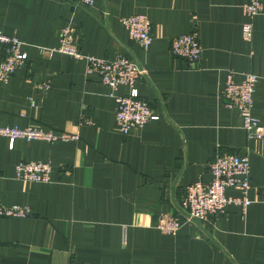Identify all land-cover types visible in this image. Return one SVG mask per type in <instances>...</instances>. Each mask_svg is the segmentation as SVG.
Listing matches in <instances>:
<instances>
[{"label":"crops","instance_id":"1","mask_svg":"<svg viewBox=\"0 0 264 264\" xmlns=\"http://www.w3.org/2000/svg\"><path fill=\"white\" fill-rule=\"evenodd\" d=\"M77 2L0 0V31L27 56L0 83V127L79 136L12 146L0 137V205L30 213L0 218V264H264V141L247 138L221 97L229 72L237 82L254 74L252 114L264 126V12L246 19L243 0H93L88 9ZM136 14L150 24L147 50L121 24ZM246 22L250 41L242 38ZM67 25L83 56L127 55L145 71L136 87L158 120L119 132L111 90L85 73L84 60L54 51ZM194 30L201 56L189 67L171 55L170 40ZM221 153L248 157L247 208L227 205L174 235L155 229V217L172 213L187 185L210 180L208 164ZM21 160L49 162L50 183L16 180ZM225 195L241 197L235 189Z\"/></svg>","mask_w":264,"mask_h":264},{"label":"built area","instance_id":"2","mask_svg":"<svg viewBox=\"0 0 264 264\" xmlns=\"http://www.w3.org/2000/svg\"><path fill=\"white\" fill-rule=\"evenodd\" d=\"M80 7L88 9L93 0H78ZM243 16L251 20L264 12V0H243L241 6ZM121 24L127 30L130 41L139 48L147 50L151 44L150 24L143 14L131 15L121 19ZM252 24L246 22L242 26V38L250 41ZM76 29L67 25L60 30L59 46L55 52L84 60L85 73L96 74L100 82L111 90L110 97L115 104V122L119 132L126 136L131 129H138L150 121L159 119L154 115L148 103L139 96L137 82L145 71L127 55H116L113 59H99L83 56L78 51ZM23 43L16 37L4 35L0 31V83H6L15 71L23 66L27 56L22 52ZM170 53L173 57L184 60L193 67L200 60L201 46L196 30L174 37L170 40ZM258 79L254 74H244L241 81L234 79L233 73L226 75L222 91L224 106L242 120V128L248 139L264 141V126L252 114L253 92ZM118 87H126V95H116ZM38 90L48 89V85L37 86ZM30 105H35L28 98ZM0 137L8 139L12 146L16 139L25 141H44L49 144L77 142V134L39 131L31 128L18 129L0 127ZM210 175L208 182L196 181L187 185L183 197L174 205L172 213H161L155 218V229L165 235H174L183 224L209 223L222 214L227 205L234 204L247 208L250 201L246 195L251 189L249 179V160L247 156H236L226 153L217 154L208 164ZM51 165L42 161H19L14 167V178L26 183H50ZM235 189L241 197H227L225 191ZM30 215L29 209L19 205H0V218L24 219Z\"/></svg>","mask_w":264,"mask_h":264}]
</instances>
